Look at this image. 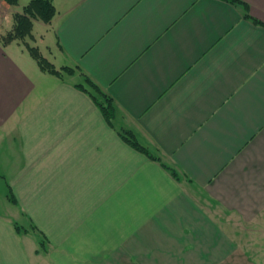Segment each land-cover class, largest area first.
Instances as JSON below:
<instances>
[{
    "label": "crops",
    "instance_id": "1",
    "mask_svg": "<svg viewBox=\"0 0 264 264\" xmlns=\"http://www.w3.org/2000/svg\"><path fill=\"white\" fill-rule=\"evenodd\" d=\"M53 1L75 71L0 36V264L264 261V0Z\"/></svg>",
    "mask_w": 264,
    "mask_h": 264
},
{
    "label": "trees",
    "instance_id": "2",
    "mask_svg": "<svg viewBox=\"0 0 264 264\" xmlns=\"http://www.w3.org/2000/svg\"><path fill=\"white\" fill-rule=\"evenodd\" d=\"M1 1L6 2L9 6H16L19 4V0H1ZM227 1L236 2L238 0H227ZM56 14H57V9L53 0H31L27 5L24 6L23 11L15 13L14 26L4 36L5 42L11 40L25 41L26 37L29 36L30 34L32 35L33 33L35 20H42L46 23H49L52 22ZM28 46L31 53L34 55V57L37 59L38 63L44 70L56 74H62V72L56 70L53 65L48 63L46 58L42 56L40 50H38L37 47L31 45ZM88 79L93 83L94 86L99 88L89 77ZM80 87L86 91H89L83 84H81ZM90 93L92 94L96 103L101 108L104 117L107 119V121L110 124H112V121L115 117V107L112 99L108 97V95L106 96L108 98H104L105 96L104 97L98 96V94L94 92H90ZM121 135L134 148L142 151L143 153L147 154L150 157L155 158V156L149 150H147L146 147H144L130 131L125 130L121 132ZM173 173L177 175L175 171H173Z\"/></svg>",
    "mask_w": 264,
    "mask_h": 264
},
{
    "label": "rangeland",
    "instance_id": "3",
    "mask_svg": "<svg viewBox=\"0 0 264 264\" xmlns=\"http://www.w3.org/2000/svg\"><path fill=\"white\" fill-rule=\"evenodd\" d=\"M4 3L5 5H8L6 2ZM1 8L3 9V7ZM43 22L44 21L38 22V20L34 21L33 33L32 35L30 34L29 36H27L25 41L27 40V43L30 42L31 46L37 47L38 50H40L42 56L46 58L48 63L53 65L56 70L62 73L71 72L74 67L60 66V64H58L55 61L54 55L52 56V54L50 53V50L48 48L49 46L53 48L54 50L55 49L57 50L58 47H56L57 45L55 43L53 32L51 31V29H49L51 28V26L48 25V27L46 28L45 27L46 25H43L44 24ZM13 23H14V14L11 10L10 11H4V10L0 11V36L2 34L3 35L6 34V32L12 28ZM49 23H46V24H49ZM43 36H44V39H42ZM73 70L75 71L76 69L74 68ZM81 73L82 72H78L83 83L86 86H88V88L92 89L94 93L98 94V96H103V97L105 96L104 98L109 97V96L106 97L107 95L104 91L94 86L93 83L88 79V76H86L85 74H81ZM7 188L8 187L6 186L4 182H0V211L2 213H7L6 211L7 207L12 206V203L8 201L7 199V194H9V192H7ZM32 224L33 223L31 222L30 218L26 216L21 218V220H19L18 222V225L21 228L24 226L26 229L27 228L29 229L30 239L36 244L37 248L41 249L42 252H44L41 242H43V240H46V239L43 237V235L38 230L33 229ZM22 230L24 231V229ZM45 245H46L47 250L50 251L51 249H53L52 246L49 244V242H45ZM237 264H241V262H238ZM244 264H250V263H244ZM254 264H264V261L262 262L257 261Z\"/></svg>",
    "mask_w": 264,
    "mask_h": 264
},
{
    "label": "built area",
    "instance_id": "4",
    "mask_svg": "<svg viewBox=\"0 0 264 264\" xmlns=\"http://www.w3.org/2000/svg\"><path fill=\"white\" fill-rule=\"evenodd\" d=\"M2 10V8L0 7V11Z\"/></svg>",
    "mask_w": 264,
    "mask_h": 264
}]
</instances>
